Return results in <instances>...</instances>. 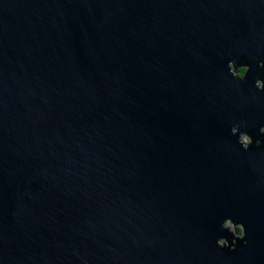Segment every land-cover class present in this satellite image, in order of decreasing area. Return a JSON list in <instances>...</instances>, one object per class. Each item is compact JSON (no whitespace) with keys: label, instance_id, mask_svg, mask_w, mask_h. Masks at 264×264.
Here are the masks:
<instances>
[{"label":"water","instance_id":"95a60500","mask_svg":"<svg viewBox=\"0 0 264 264\" xmlns=\"http://www.w3.org/2000/svg\"><path fill=\"white\" fill-rule=\"evenodd\" d=\"M0 264H264V0H0Z\"/></svg>","mask_w":264,"mask_h":264},{"label":"rangeland","instance_id":"374dc122","mask_svg":"<svg viewBox=\"0 0 264 264\" xmlns=\"http://www.w3.org/2000/svg\"><path fill=\"white\" fill-rule=\"evenodd\" d=\"M228 227L230 228L231 231L235 232L236 231V226L232 224H228Z\"/></svg>","mask_w":264,"mask_h":264},{"label":"trees","instance_id":"16d2710c","mask_svg":"<svg viewBox=\"0 0 264 264\" xmlns=\"http://www.w3.org/2000/svg\"><path fill=\"white\" fill-rule=\"evenodd\" d=\"M244 69H241V72L244 73ZM239 232H241V229H238Z\"/></svg>","mask_w":264,"mask_h":264}]
</instances>
